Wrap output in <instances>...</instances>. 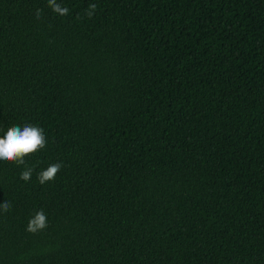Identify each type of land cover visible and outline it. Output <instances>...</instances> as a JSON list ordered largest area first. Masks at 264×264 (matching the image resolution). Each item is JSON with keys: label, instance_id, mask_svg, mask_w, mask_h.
Listing matches in <instances>:
<instances>
[{"label": "trees", "instance_id": "16d2710c", "mask_svg": "<svg viewBox=\"0 0 264 264\" xmlns=\"http://www.w3.org/2000/svg\"><path fill=\"white\" fill-rule=\"evenodd\" d=\"M57 3L0 0V264H264V0Z\"/></svg>", "mask_w": 264, "mask_h": 264}, {"label": "clouds", "instance_id": "9594fccd", "mask_svg": "<svg viewBox=\"0 0 264 264\" xmlns=\"http://www.w3.org/2000/svg\"><path fill=\"white\" fill-rule=\"evenodd\" d=\"M51 10L59 16H67L69 8L57 3V0H47ZM97 4L91 3L85 10L84 15L92 18L97 10ZM42 10L37 8L35 18L39 20ZM80 18L79 16L77 17ZM48 143L44 129L33 124H24L23 126L14 125L7 129L0 137V161L15 163L16 165L25 164V158L29 155H35L43 150ZM63 167L61 162L52 163L46 169L37 174L39 184L44 185L53 182ZM34 168L27 167L20 174V179L27 182L31 179ZM12 204L9 201L0 203V213H7L11 210ZM49 227L48 216L42 209L36 211L28 220L26 231L30 234H38Z\"/></svg>", "mask_w": 264, "mask_h": 264}]
</instances>
